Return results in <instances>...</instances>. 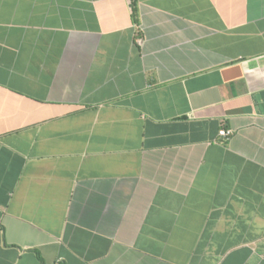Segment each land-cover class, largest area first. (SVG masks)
Masks as SVG:
<instances>
[{
	"label": "crops",
	"instance_id": "obj_1",
	"mask_svg": "<svg viewBox=\"0 0 264 264\" xmlns=\"http://www.w3.org/2000/svg\"><path fill=\"white\" fill-rule=\"evenodd\" d=\"M135 1L0 0V264H264V0Z\"/></svg>",
	"mask_w": 264,
	"mask_h": 264
},
{
	"label": "built area",
	"instance_id": "obj_2",
	"mask_svg": "<svg viewBox=\"0 0 264 264\" xmlns=\"http://www.w3.org/2000/svg\"><path fill=\"white\" fill-rule=\"evenodd\" d=\"M218 134H219V137H222V138H228L229 136L232 135L230 130H225V129H221Z\"/></svg>",
	"mask_w": 264,
	"mask_h": 264
},
{
	"label": "trees",
	"instance_id": "obj_3",
	"mask_svg": "<svg viewBox=\"0 0 264 264\" xmlns=\"http://www.w3.org/2000/svg\"><path fill=\"white\" fill-rule=\"evenodd\" d=\"M131 7H132V10H133V16L135 18V21L137 22V20H136L137 11H136V1L135 0H131Z\"/></svg>",
	"mask_w": 264,
	"mask_h": 264
}]
</instances>
